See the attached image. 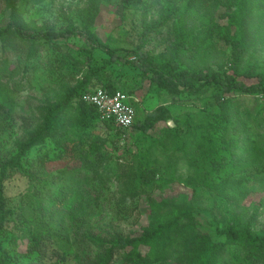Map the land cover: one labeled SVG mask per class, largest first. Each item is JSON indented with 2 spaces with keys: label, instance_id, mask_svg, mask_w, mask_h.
<instances>
[{
  "label": "trees",
  "instance_id": "16d2710c",
  "mask_svg": "<svg viewBox=\"0 0 264 264\" xmlns=\"http://www.w3.org/2000/svg\"><path fill=\"white\" fill-rule=\"evenodd\" d=\"M3 1L11 13L10 21L0 27V136L14 126L16 118L22 119L24 131L15 138L13 150L2 151L0 138V264H264L263 230H254L238 217L219 228L218 236L198 226L195 213L202 207L201 194L189 181L202 175L210 189L221 193L235 183L243 186L242 178L249 174H264V151L251 138L253 125L258 136L264 137V100L259 98L264 96V71H256L250 63L244 69L236 63L232 71H220L183 59L191 46L188 16L204 5H223L230 10L226 16L236 32L232 34L230 27L228 33L220 30L235 47L238 61L256 10L262 11L264 18V0H190L185 9L169 5L165 15L174 32L170 54L159 56L138 49L136 57L123 55L98 38L95 23L102 0H86L75 12L77 24L35 30H29L22 14L38 0ZM72 37L81 38L106 56L81 76L72 71L65 89L40 104L31 117L19 114L7 97L19 91L22 83H14L10 90L2 79L8 76V54L18 56L17 67L26 75L30 62L44 48L55 53L54 58L48 56V68L56 70L61 68L58 59H63L56 48L65 52L64 42ZM115 64L125 65L172 92L200 96L215 91L214 101L204 99L205 107L198 116L187 118L183 133L170 129L172 141L168 143L173 147L162 141L166 150L177 148L188 157L189 176L182 182L193 188L192 194L156 197L157 191L162 193L178 181V167L168 161L169 154L160 163L151 158L114 157L110 140L116 136L108 139L96 131L98 123L110 131L116 128L112 121H100L98 108L85 101L84 95L98 86L130 94L123 78L114 75ZM14 74L11 71L9 77ZM245 78L255 80L248 83ZM236 93L252 96L258 104L254 110L245 107L241 121L237 120L239 109H234L230 99ZM211 106L220 109L216 119ZM136 117L137 113L131 129L139 127L143 134L156 121L148 117L137 123ZM65 158L73 163L56 171L48 169V162ZM17 174L25 176L30 186L12 203L6 182ZM141 198L150 205L149 222L141 233H124L112 223L99 224L91 217L104 202L113 206L117 218L130 217ZM229 255L237 258L228 261Z\"/></svg>",
  "mask_w": 264,
  "mask_h": 264
},
{
  "label": "rangeland",
  "instance_id": "374dc122",
  "mask_svg": "<svg viewBox=\"0 0 264 264\" xmlns=\"http://www.w3.org/2000/svg\"><path fill=\"white\" fill-rule=\"evenodd\" d=\"M189 2L190 0H128L124 3L123 0H102L101 12L95 23L97 36L104 45L129 57H136L138 49L150 51L159 56L170 54L174 32L172 21L166 19V9L169 5L181 6L185 9ZM85 3L86 0H38L26 8L22 17L29 30L41 27H68L73 23H78L75 12ZM10 13L4 1L0 0V27L10 21ZM227 13H230V10L228 11L223 5L216 7L204 5L201 10L193 11V14L188 16L191 46L183 55L184 61L198 67L207 66L220 71H232L236 63L240 69H244L250 63L256 71H264L262 11L256 10L252 17L245 47L238 51V61L235 59V47L223 37L220 30L228 33L230 27L232 34L236 32V27L229 23ZM63 47L65 52L56 48L61 53L60 58H63L61 62L58 59L61 68L51 69L52 71L48 68L50 62L48 56L54 58L55 53L43 48L39 55L30 62V70L26 75L23 69L17 67L18 56L15 53L8 54L10 63L5 68L8 76L2 79L8 84L10 90L15 87L14 83H22H19V91L7 97L14 102L15 110L19 114L31 117L40 104L53 98L61 89H65L72 80L70 79L72 71L81 76L83 70L106 56L102 50L86 45L79 37H72L64 42ZM23 65L25 64L21 63L22 67ZM113 66L116 67L113 69L114 75H120L123 78L124 86L130 89V95L137 99H134L137 108L136 122L145 121L148 117H155L156 121L147 133L143 134L139 127H134L125 138H122L118 131L107 130L103 123H98L96 131L103 132L108 139L116 136V140H110V149L114 157L122 155L123 159L128 160L151 158L152 161L160 163L165 162L166 154H169L168 161L178 167L176 176L178 181L162 193L157 191L156 197L172 196L180 192L192 194L193 188L184 186L182 182L189 176L188 157H185L184 151H177V148L166 150L162 141L165 139L167 147H173L168 143L172 141L169 137L172 135L170 129L178 128L183 133L187 118L198 116L200 109L205 107L204 99L208 103L214 101L215 91L209 90L200 96H191L174 90L172 92L154 85L148 78L138 76L125 65L115 64ZM11 71L15 72L13 77H9ZM245 80L250 83L255 79L245 78ZM259 98L264 100L262 95H259ZM230 99L234 103V109H239L240 117L237 118L239 121L244 117L245 107L251 110L258 108L255 98L246 94L236 93ZM211 107L210 112H214L213 119H216L220 109L217 106ZM21 120L16 118L13 122L14 126L0 136L3 142L2 151L14 149L15 138L21 136L24 131ZM251 138L263 152L264 137L258 136L255 125H253ZM67 163H73V160L68 158L54 160L48 162L47 165L49 170L56 171ZM189 181L195 184L197 191L201 194L202 207L197 209L195 214L197 224L203 231L218 236L219 228H224L232 217H238L243 222L249 223L254 230L264 231V174H249L242 178L243 186L235 183L221 193L210 189L207 186L208 180L202 175ZM29 186L28 179L17 174L6 182V194L12 203H16ZM113 187L112 190L116 191L117 187ZM138 202L135 214L127 218H117L113 206L108 202H104L95 212H92L91 217L99 224L112 223L114 229L124 233L129 231L141 233L142 227L148 225L149 222L150 205L145 198H141ZM24 247L25 245L21 244V248ZM235 258H237L236 255H229L226 259L232 261Z\"/></svg>",
  "mask_w": 264,
  "mask_h": 264
},
{
  "label": "built area",
  "instance_id": "2783aa9c",
  "mask_svg": "<svg viewBox=\"0 0 264 264\" xmlns=\"http://www.w3.org/2000/svg\"><path fill=\"white\" fill-rule=\"evenodd\" d=\"M134 99L137 100L122 90L112 93L102 86L84 95L85 101L98 108L100 121H112L122 138L129 135L136 116Z\"/></svg>",
  "mask_w": 264,
  "mask_h": 264
}]
</instances>
